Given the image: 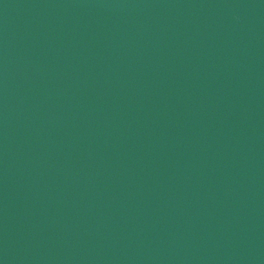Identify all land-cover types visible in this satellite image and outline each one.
Returning <instances> with one entry per match:
<instances>
[{"label": "water", "instance_id": "1", "mask_svg": "<svg viewBox=\"0 0 264 264\" xmlns=\"http://www.w3.org/2000/svg\"><path fill=\"white\" fill-rule=\"evenodd\" d=\"M0 264H264V0H0Z\"/></svg>", "mask_w": 264, "mask_h": 264}]
</instances>
